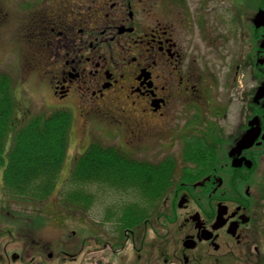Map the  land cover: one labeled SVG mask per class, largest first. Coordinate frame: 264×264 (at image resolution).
<instances>
[{"label": "flooded vegetation", "instance_id": "flooded-vegetation-1", "mask_svg": "<svg viewBox=\"0 0 264 264\" xmlns=\"http://www.w3.org/2000/svg\"><path fill=\"white\" fill-rule=\"evenodd\" d=\"M9 2L15 25L38 45L34 62L40 77L48 80L63 107L75 104L88 122L99 116L125 123L134 136H145L166 129L178 107H197L209 98L204 101L201 86L207 80L200 74V49L192 38L194 25L198 28L204 20L193 21L188 0ZM206 36L208 46L219 43L214 32ZM253 56L261 75L254 73L255 85L248 90L237 86L236 100L243 107L236 111L234 135L228 139L223 131L208 128L205 140L184 138L185 167L176 185V158L154 162L171 163L173 170L165 174L168 184L155 188L161 197L147 202L151 206L134 224L136 229L128 227L126 217L119 219L120 214L114 218L116 231L109 235L72 231L65 239L31 236L22 232L25 227L17 234L3 229L0 264H264V96L255 101L264 85V63L257 65L256 57L264 60V49ZM248 131L252 143L237 149ZM100 190L93 193L97 196ZM136 203L144 201L138 197ZM86 210L74 209L80 214ZM60 212L55 222L62 225ZM112 212H103L105 222ZM149 223L160 227L150 240L152 249L147 247L150 241L145 245L141 239L147 248L143 251V243L135 247L132 237L141 238L143 225L154 229Z\"/></svg>", "mask_w": 264, "mask_h": 264}, {"label": "rangeland", "instance_id": "rangeland-1", "mask_svg": "<svg viewBox=\"0 0 264 264\" xmlns=\"http://www.w3.org/2000/svg\"><path fill=\"white\" fill-rule=\"evenodd\" d=\"M201 1L188 0V3L192 10L193 21L196 22L197 17L204 20L203 23L200 22V27L197 28L194 25L192 38L194 46L200 49V74L204 76V83L207 80V85L201 86L205 93L204 101L209 98L206 103L203 105L201 103L197 107L193 105L178 107L166 129L157 130L158 132L151 131L145 136H134L125 123L119 124L99 116L89 119L88 122L80 117L75 104L71 105V109L62 106L57 96L52 94L48 80L40 77L41 68L35 69L34 56L38 51V45L33 36L29 40L27 33L15 25L13 4L9 0H0V15H3L0 19V74L9 79L18 102L15 128L21 127L32 115L42 112L68 111L72 117L69 147L58 184L60 190L54 191L48 199L36 202L11 197L2 190L0 182V232L11 228L15 230L12 233L17 234L21 227H25L22 232L31 236L45 234L51 238L60 235L65 239L71 236L72 231L87 236L94 235L97 231L103 235H109L111 232L114 234L115 215L123 207L137 205L136 194H117L108 188H99L98 185L91 184L87 187L93 192L101 189L95 196L92 208L80 214L69 209V206L60 204L61 192L71 187L68 177L74 162L92 142L103 146H113L128 157L151 164L168 156L175 157L177 160H175L174 171L176 185L181 182L182 170L185 167V163L181 162L182 149L186 141L184 138L205 140L208 128L223 131L224 137L228 139L234 135L236 111L240 106L243 107L236 100L237 86L248 90L250 86L255 85L252 79L254 73L257 76L261 75L259 67L255 65L253 54L256 49H260L262 41L260 37H264V29L256 34L251 20L259 9L264 10V0H203V4ZM197 6L201 9H198V13H193ZM212 32L218 36L219 43L217 42L216 46L207 45L211 41L206 35ZM259 57L256 58L259 59ZM236 74H238L239 84L235 83ZM216 115L218 116L215 117ZM150 206L151 203L146 208ZM56 208L62 211L60 213H64V218H61L64 221L62 225L55 222V214L60 211ZM110 209L113 210L109 216L111 219L105 222L102 214ZM143 226L141 238L139 236L138 240L137 235L132 237L134 246L137 248L140 247V242L145 241L146 245L147 241H152L153 236L158 235L154 230L160 227L158 224L152 225L154 229L150 226L147 228V225ZM132 227L136 229L137 226ZM151 241L147 247L152 249ZM144 243L143 251H146ZM157 244L161 245L160 241ZM130 246L131 243L129 248ZM66 249L72 248L66 247Z\"/></svg>", "mask_w": 264, "mask_h": 264}, {"label": "trees", "instance_id": "trees-1", "mask_svg": "<svg viewBox=\"0 0 264 264\" xmlns=\"http://www.w3.org/2000/svg\"><path fill=\"white\" fill-rule=\"evenodd\" d=\"M260 30L256 31L257 32ZM259 37H257L258 39ZM18 102L9 79L0 74V182L6 194L23 200L43 201L60 190V172L69 147L71 114L55 110L32 115L19 127ZM171 163L151 164L126 156L118 148L92 142L76 159L68 181L70 189L61 190L60 204L69 209H89L94 203L87 186L96 184L117 194L137 195L143 205L123 207L119 219L127 218L128 227L137 224L147 202L156 201L155 188L168 184L166 172ZM136 203V202H135ZM125 218V219H126Z\"/></svg>", "mask_w": 264, "mask_h": 264}, {"label": "water", "instance_id": "water-1", "mask_svg": "<svg viewBox=\"0 0 264 264\" xmlns=\"http://www.w3.org/2000/svg\"><path fill=\"white\" fill-rule=\"evenodd\" d=\"M252 24L253 26L258 29V28H264V10L263 9H259L257 11V13L254 15L253 19H252ZM260 48H264V40L260 45ZM259 64H263L264 61L263 60H258ZM264 96V85L262 84L261 86L258 87L257 93H256V97H255V101H258L259 99H261ZM251 131V130H250ZM250 131H248L241 139V141L237 144V149H242L244 147H248V145H250L253 141V137L250 134ZM236 150L235 148L232 149L231 153H233V151Z\"/></svg>", "mask_w": 264, "mask_h": 264}]
</instances>
